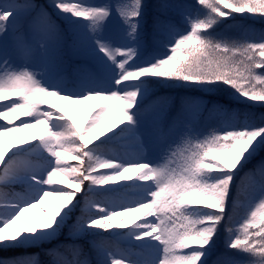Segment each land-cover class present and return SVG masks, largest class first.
Returning a JSON list of instances; mask_svg holds the SVG:
<instances>
[{"label":"snow or ice","instance_id":"snow-or-ice-1","mask_svg":"<svg viewBox=\"0 0 264 264\" xmlns=\"http://www.w3.org/2000/svg\"><path fill=\"white\" fill-rule=\"evenodd\" d=\"M234 14L264 0H0V264H264V30Z\"/></svg>","mask_w":264,"mask_h":264},{"label":"rangeland","instance_id":"rangeland-1","mask_svg":"<svg viewBox=\"0 0 264 264\" xmlns=\"http://www.w3.org/2000/svg\"><path fill=\"white\" fill-rule=\"evenodd\" d=\"M36 2L39 4L46 5L48 0H37ZM57 23H61V22L57 21ZM51 103L55 104L57 106V108H62V109L67 110L70 115L77 116L81 120H87L89 118V112L91 111V108L93 109L97 102L96 101H88V102L84 103L83 105L73 106L67 101L59 100L56 98H51ZM0 123H3V121H0ZM15 123L19 124V121H16ZM40 131H41V127H37L36 129H32V130H29L28 132H23V133H24L25 137H27V136H30L32 134L38 135L40 133ZM106 149H114L117 152L120 151L119 145H116L114 143L106 145ZM55 179L63 180V177L57 176V177H55ZM125 195L127 196V198L130 199L129 193H126ZM33 212H34V209H32L31 213H33ZM137 215H139V214L134 213V216H137Z\"/></svg>","mask_w":264,"mask_h":264},{"label":"trees","instance_id":"trees-1","mask_svg":"<svg viewBox=\"0 0 264 264\" xmlns=\"http://www.w3.org/2000/svg\"><path fill=\"white\" fill-rule=\"evenodd\" d=\"M236 15H237V14H236ZM255 22H261V23H264V21H255ZM160 88H162V87H160V86L156 87L155 91L159 90ZM176 90H179V89H176ZM179 91H183V90H179ZM183 92H184V91H183ZM211 98H212V99H217V100H219L221 103H223V104L229 106L230 108H234V109H236V107H233V106L230 104V103H232V102H234V101L231 99V97L227 96L226 94H214L213 97H211ZM227 101H231V102L229 103V102H227ZM226 103H229V104H226ZM235 104H236V103H235ZM240 104H241V103H240ZM257 107H259V106H257ZM14 136L23 137V136H22V133L14 134ZM9 139H11V138H9ZM15 188H20V189H24V190H25V188H24L23 186H16ZM51 198H52V201H53L54 199H55V200H59V198H58V197H55V196H53V197H51ZM78 199H81V200H82V194H78ZM45 202H46L45 205H46L49 209H53V210H54V208H51V207H50L51 202H50L49 200H45ZM36 209L38 210V217H39V216H42L41 208L37 207ZM39 211H40V212H39ZM128 223L131 224V220L128 219ZM223 231H224V230H223V226H221V229H220V231H219V233H218V235H217L216 241L219 240V238H220V234H221ZM60 239H63V237H61ZM56 242H58V241H53L52 244H44V245H42V247H43V248L52 247V245L55 244ZM27 250H28V251H41L40 248H29V249H27ZM23 251H24V249H19V248H18V249H14V250L4 251V252H2V253H0V254H2L3 256H15V255H17V254H19L20 252H23ZM210 258H211V257H210ZM41 259H42L43 261H46L48 258L42 255V258H41Z\"/></svg>","mask_w":264,"mask_h":264},{"label":"bare ground","instance_id":"bare-ground-1","mask_svg":"<svg viewBox=\"0 0 264 264\" xmlns=\"http://www.w3.org/2000/svg\"><path fill=\"white\" fill-rule=\"evenodd\" d=\"M93 107V106H92ZM91 110H92V108H91Z\"/></svg>","mask_w":264,"mask_h":264}]
</instances>
